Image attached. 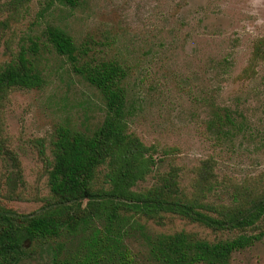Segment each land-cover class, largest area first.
I'll use <instances>...</instances> for the list:
<instances>
[{
	"label": "rangeland",
	"instance_id": "1",
	"mask_svg": "<svg viewBox=\"0 0 264 264\" xmlns=\"http://www.w3.org/2000/svg\"><path fill=\"white\" fill-rule=\"evenodd\" d=\"M7 3L0 0V22L8 24L0 30V62L35 42L44 83L12 90L3 107L0 145L16 154L21 178L10 183L12 199L0 196L1 206L18 213L41 209L49 194L41 150L50 157L58 127L90 131L104 116L100 93L47 42L49 26L73 37L82 62L116 60L125 67L128 129L151 150L177 148L159 170L178 166L187 192L196 168L209 157L216 160L218 187L210 196L215 202L229 203L235 184L264 176V59L252 77L243 74L254 43L264 36V0H83L76 7L31 0L17 10ZM212 107H225L241 121L234 136L217 139L208 129ZM9 167L0 154L2 194L8 193ZM153 182L149 175L138 187ZM137 219L152 234L185 231L209 241L234 235L177 216L163 225ZM125 242L138 264H148L139 231ZM22 264L42 263L33 257ZM231 264H264V239L233 254Z\"/></svg>",
	"mask_w": 264,
	"mask_h": 264
},
{
	"label": "trees",
	"instance_id": "2",
	"mask_svg": "<svg viewBox=\"0 0 264 264\" xmlns=\"http://www.w3.org/2000/svg\"><path fill=\"white\" fill-rule=\"evenodd\" d=\"M29 1L8 0L7 4L17 10ZM41 1L45 7L55 3L76 7L83 0ZM4 27H8L7 21L0 22V30ZM45 37L100 93L104 116L90 131L58 127L50 142V157L41 150L49 187L41 209L18 213L0 205V264H22L33 257L42 264H138L125 242L135 231H139L148 264H231L233 254L264 239L260 227L264 221V176L235 184L229 203L215 202L210 196L218 187L216 160L209 157L196 168L192 191L187 192L178 166L170 164L168 170H159L161 162L177 148L151 150L128 129L125 67L116 60L82 62L73 37L61 27H47ZM36 53V43L31 42L0 62V120L12 90L42 87L44 76ZM262 59L264 36L254 43L243 74L252 77ZM240 124L229 109H210L207 127L217 139L234 136ZM39 141L43 148L44 140ZM0 154L7 156L11 168L5 178L7 194L1 192L4 181L0 176V196L12 199L15 190L10 183L21 178L19 160L3 145ZM149 175L154 176V182L138 187ZM168 216L234 235L209 241L185 231L152 234L137 219L163 225ZM254 230L257 232L251 233Z\"/></svg>",
	"mask_w": 264,
	"mask_h": 264
}]
</instances>
